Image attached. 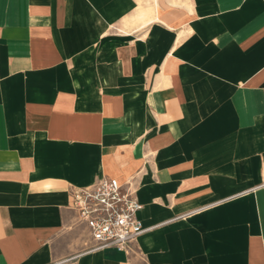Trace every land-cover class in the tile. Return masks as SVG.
<instances>
[{
  "label": "crops",
  "instance_id": "crops-1",
  "mask_svg": "<svg viewBox=\"0 0 264 264\" xmlns=\"http://www.w3.org/2000/svg\"><path fill=\"white\" fill-rule=\"evenodd\" d=\"M143 204L90 250L71 191ZM264 264V0H0V264Z\"/></svg>",
  "mask_w": 264,
  "mask_h": 264
},
{
  "label": "built area",
  "instance_id": "built-area-1",
  "mask_svg": "<svg viewBox=\"0 0 264 264\" xmlns=\"http://www.w3.org/2000/svg\"><path fill=\"white\" fill-rule=\"evenodd\" d=\"M71 197L72 207L92 236L90 250L113 247L129 252L130 244L148 229L138 217L143 204L115 177L103 176L94 184L77 186Z\"/></svg>",
  "mask_w": 264,
  "mask_h": 264
}]
</instances>
